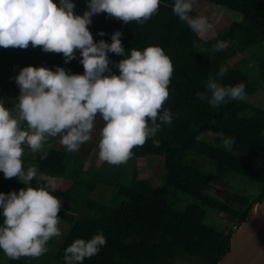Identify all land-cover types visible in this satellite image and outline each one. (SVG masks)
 <instances>
[{"label": "trees", "instance_id": "obj_1", "mask_svg": "<svg viewBox=\"0 0 264 264\" xmlns=\"http://www.w3.org/2000/svg\"><path fill=\"white\" fill-rule=\"evenodd\" d=\"M208 1L214 7L209 22L216 33L209 41L172 11V0H162L157 12L143 24L135 20L125 23L105 11L91 17L88 27L94 41L111 42L110 34L119 30L125 55L131 48L142 50L147 45H159L172 61L169 96L163 103V108L174 114L172 123H162L157 131L159 144H154L150 137L144 144L133 146L131 156L140 162L147 158L155 160L157 168L164 170V179L155 185L151 181L158 175L156 170L154 174L146 170L151 177L142 178H137L135 170L131 182L114 187L112 195L114 200L115 196L120 199L118 206L99 202L75 218L62 214L63 218H69L70 228L61 241L54 243V249L42 253L45 262H39L40 255H24L7 257L0 264H65L66 246L77 237L88 239L97 232L103 233L106 243L95 255L84 258L82 264H177L180 257H197L200 264H218L229 251L234 228L245 220L251 206L264 197V108L242 98L213 107L201 100L197 92L207 91L205 82L209 74L214 75L221 65L228 68L222 83L243 81L246 94L257 90V83L240 64L247 60V50L258 45L264 47V0ZM73 2L76 14H82L88 7L86 0ZM191 14L200 13L192 9ZM100 30L103 36L99 35ZM218 40L227 43L216 48L214 44ZM256 53L260 51L250 52V58ZM236 55L240 59L231 61ZM108 56L110 67L117 71L113 62L121 59V55L109 52ZM263 58L257 57L256 64L264 70ZM79 60V50L65 63L62 53L43 51L42 47L34 52L18 46H0V97L8 96L5 94L11 87L8 79L24 66L59 65L70 72L82 73ZM200 132L209 138L198 137ZM221 132L234 138L231 149L222 145L218 135ZM46 151L44 158L42 152L37 155L38 169L51 176L60 175L65 169L64 152L54 148ZM189 153L211 159L231 173L249 178L258 193L252 199L238 195L235 199L242 207L211 195L206 191L211 180L209 174L188 160ZM137 166L134 169L144 170L146 162ZM32 183L36 187L48 185L35 179ZM181 195L186 196L184 206L180 205ZM209 214L219 215L217 223L221 226L216 221L208 223Z\"/></svg>", "mask_w": 264, "mask_h": 264}, {"label": "clouds", "instance_id": "obj_2", "mask_svg": "<svg viewBox=\"0 0 264 264\" xmlns=\"http://www.w3.org/2000/svg\"><path fill=\"white\" fill-rule=\"evenodd\" d=\"M161 2L86 0L88 7L76 14L73 0H0V46L25 48L31 42L43 51L62 53L65 63L79 50L84 69L73 73L59 65L20 68L15 75L19 86L15 110L0 98V171L5 177H23L25 184L37 175L36 165L23 167L25 145L35 152L44 149L50 137L59 135V142L67 150H78L92 139L97 114L104 121L97 145L102 161L117 165L126 162L133 146L144 144L150 137L159 144L157 131L162 123L171 125L174 115L163 108L173 73L170 57L159 45L131 48L125 55L119 30L110 34L111 42L94 41L88 25L101 11L125 23L135 20L143 24ZM171 8L194 31L205 33L212 27L206 16L191 14L193 0H172ZM99 35H104L103 30ZM109 52L121 55L113 62L117 71L110 67ZM227 71V66L221 65L214 75L209 74L207 91L197 92V96L213 107L243 98V81L222 83ZM218 135L222 145L231 149L234 138L222 132ZM46 156L47 151H42L41 158ZM53 187L49 184L0 191V249L7 257L39 256L47 250L51 237L61 235V217L57 215L61 199L48 190ZM105 243L102 232L88 239L77 237L64 249V262L82 264Z\"/></svg>", "mask_w": 264, "mask_h": 264}, {"label": "crops", "instance_id": "obj_3", "mask_svg": "<svg viewBox=\"0 0 264 264\" xmlns=\"http://www.w3.org/2000/svg\"><path fill=\"white\" fill-rule=\"evenodd\" d=\"M25 49L37 52L41 51V46H32L31 42H29V46L25 47ZM7 83L11 85L12 88L9 87L8 91L5 92V94H8L7 97H0L6 99V106L12 99L16 100L19 94V86L15 82L14 75L8 79ZM12 94L13 96H11ZM12 109L15 110V108ZM99 118L100 117L97 118V122L95 121L92 139L82 143L76 151L67 150L66 147L57 140L59 135L50 137L49 140L45 142L44 149L35 152L28 148L27 145L24 146V153L21 158L25 169L31 165H36L37 167V155L47 149H59L65 154V169L60 175L51 176L37 167V175L32 178V180L35 179L37 181L47 182L48 185H54L53 188H49V191L61 199V208L57 213V215L61 217L59 223L61 235L51 237L52 239H56V243L59 242L57 238H63L70 228L69 218L62 217L64 212L73 218L89 212L90 209L95 207L96 203L108 202L106 199L112 196H108V194L113 191L116 184H122L123 181L131 182L135 170L137 171V178H142L144 175L141 174V172L147 170L145 167L144 170L141 171H139V169H134L138 161L137 158L133 157H130L126 162L118 165L110 164L99 159L97 145L100 128L103 126ZM22 127H26V123L22 124ZM49 144L51 145L50 147L48 146ZM130 166L131 168L128 169ZM137 168H139V166H137ZM22 180L23 177H5L3 172L0 171V191L7 193L9 191L18 190L24 186L36 187V183H32V180L25 182V184H23ZM75 206H81V211L79 209L76 210ZM47 242L48 246H56V244H52V241ZM5 258H7V256L3 250L0 249V259L5 260Z\"/></svg>", "mask_w": 264, "mask_h": 264}, {"label": "rangeland", "instance_id": "obj_4", "mask_svg": "<svg viewBox=\"0 0 264 264\" xmlns=\"http://www.w3.org/2000/svg\"><path fill=\"white\" fill-rule=\"evenodd\" d=\"M212 8H214V7L212 6V3L208 0H193V9H195L200 14L206 16L208 18V20H209V14H210ZM197 33L199 34V36L202 39L207 40V41L212 40L216 34L213 26L211 28H209L205 33H200L199 31H197ZM221 42H224V41H222V40L216 41V43L214 44V47H216V48L222 47ZM224 45L225 44H223V46ZM255 50L260 51V53H256L254 55L253 59H251L250 58L251 57L250 52H253ZM247 53H249V54H246V56H245L247 60L241 62L240 66L247 71L250 79L255 81L257 83L258 87H257V90H255L252 93H247L242 99L249 102V103H253L255 105H258V106H261L264 108V70H263V68H259L258 65L256 64L257 60H258V59H256L257 57H261V58L264 57V47H262V46L260 47L259 45L253 46L252 48L247 50ZM239 59H240V55H236V57L232 58L231 61H238ZM262 61L264 63V60H262ZM11 96H13V94ZM16 104H17V101L15 99H12L10 102L7 103V106L15 108ZM98 117H100L99 114H97L96 122L98 120L97 119ZM99 119L101 120V123L103 124L104 121L101 119V117ZM197 136L202 137L204 139L209 138V136L204 134L203 132L198 133ZM57 140L60 141L59 136H58ZM187 158H188V160H191L192 163H195V164H198L199 166H201L209 174L211 180H210V182L206 188V191L213 196H216V197L221 198L225 201H228L233 205L238 204V205H240V207H242L243 204L240 201H237L235 199L236 197H240L238 195H245L246 197L252 199L258 193L257 188L255 186H253L255 184H253V182L249 178L243 177L239 174L231 173L226 167L220 165L219 163H217L211 159H208V158L203 157L201 155L191 154V153H189L187 155ZM145 162H146L145 169H147V170L149 169V172L152 174H154L155 170H156V172L158 174L157 176L154 175L155 179H153L151 182H153L155 185L161 184L163 179H164V170L162 168H160V169L157 168V163L155 162V160L153 161L152 159L147 158L146 161H143V162L142 161L140 162V160L138 161L140 166H141V163H145ZM148 164H150V165H148ZM152 166H153V169H150V167L152 168ZM130 168H131V166L128 169H130ZM141 174H143L144 176L151 177L150 174L146 172V170L141 172ZM122 183L127 184L128 181H123ZM114 187H116V185ZM114 193H115V189H113L112 192H109L108 196H111L112 194L114 195ZM112 196L110 198H107L106 201H108L109 204H111L113 206H118L120 199H117L115 196V200H114V197H112ZM111 198H112V200H111ZM185 198H186L185 195L180 196V200L182 203L180 205L184 206ZM80 207L75 206V209L76 210L79 209L81 211ZM218 216L219 215L216 216L215 214H209L206 217V221L208 223H213L214 221H216V225H220L219 223H217V221H219V219H220V216L219 217ZM57 239H58V241H61L63 238H61V239L57 238ZM50 240H52V244L56 242L55 238H53V239L50 238L49 241ZM54 248H55L54 245H49V246L47 245V251L48 252H50V250H52ZM39 257H40L39 262H42V263L45 262V260H46L45 254H42ZM0 260H4V259H0ZM199 260L200 259H198L197 257H190V258L189 257H180L176 260V263L177 264H200V263H202ZM55 264H56V262H55ZM58 264H61V263H58Z\"/></svg>", "mask_w": 264, "mask_h": 264}, {"label": "water", "instance_id": "obj_5", "mask_svg": "<svg viewBox=\"0 0 264 264\" xmlns=\"http://www.w3.org/2000/svg\"><path fill=\"white\" fill-rule=\"evenodd\" d=\"M218 264H264V197L251 206L245 220L234 228L230 249Z\"/></svg>", "mask_w": 264, "mask_h": 264}]
</instances>
